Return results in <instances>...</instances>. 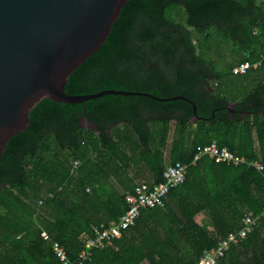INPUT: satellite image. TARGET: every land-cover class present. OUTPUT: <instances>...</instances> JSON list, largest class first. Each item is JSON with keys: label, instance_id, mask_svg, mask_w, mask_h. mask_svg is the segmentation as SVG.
I'll list each match as a JSON object with an SVG mask.
<instances>
[{"label": "trees", "instance_id": "16d2710c", "mask_svg": "<svg viewBox=\"0 0 264 264\" xmlns=\"http://www.w3.org/2000/svg\"><path fill=\"white\" fill-rule=\"evenodd\" d=\"M263 52L264 0H128L101 47L69 75L65 91L184 95L200 118L191 120L184 99L43 98L0 156V264H62L54 243L75 262L95 237L93 228L117 222L128 208L125 193L138 182L163 181L172 123L168 161L187 164L185 181L163 206L142 209L120 237L87 248L82 264H194L235 234L245 214L257 218L252 231L215 264H264V60L245 74L232 71ZM217 53L231 56L235 89L211 90L222 77ZM83 108L88 126L80 122ZM212 140L263 168L207 155L192 164L197 148ZM201 211H208L211 230L198 220Z\"/></svg>", "mask_w": 264, "mask_h": 264}, {"label": "water", "instance_id": "95a60500", "mask_svg": "<svg viewBox=\"0 0 264 264\" xmlns=\"http://www.w3.org/2000/svg\"><path fill=\"white\" fill-rule=\"evenodd\" d=\"M127 1L0 0V156L8 140L25 130L30 110L43 98L72 104L106 94L184 99L192 105L191 120L200 118L195 103L184 95L159 97L122 89L65 91L69 75L101 47ZM226 107L232 110L233 103ZM83 113L80 122L88 126L84 108Z\"/></svg>", "mask_w": 264, "mask_h": 264}, {"label": "built area", "instance_id": "2783aa9c", "mask_svg": "<svg viewBox=\"0 0 264 264\" xmlns=\"http://www.w3.org/2000/svg\"><path fill=\"white\" fill-rule=\"evenodd\" d=\"M264 60V52L261 59L256 62L243 61L233 66L232 71L235 74H245L249 68H257ZM209 156L216 163H224L237 166L246 164L254 166L257 169H262L263 165L259 160H247L244 155H238L227 146H219L215 140L203 146H199L192 157L191 163L194 164L200 157ZM76 164V163H75ZM187 173V164L181 161L167 162L163 171V181L149 185L146 182H138L131 192L125 193V201L128 203V208L120 216L117 222H111L107 227L99 229L94 227L95 237L87 240L86 248L83 249L78 259L75 262H69L62 248L54 243L53 248L62 264H82L83 261L91 254L89 247H103L106 241L120 237L122 231L133 226L136 219L140 215V211L145 208L163 206L167 199L169 191L179 186L185 181ZM256 217L250 214H245L241 220V227L235 234H230L226 238L218 241L216 247L205 249L199 260L194 264H215L217 259L223 256L231 243L246 237L253 229L256 222ZM41 235L46 238L45 231Z\"/></svg>", "mask_w": 264, "mask_h": 264}, {"label": "rangeland", "instance_id": "374dc122", "mask_svg": "<svg viewBox=\"0 0 264 264\" xmlns=\"http://www.w3.org/2000/svg\"><path fill=\"white\" fill-rule=\"evenodd\" d=\"M224 52L227 53V51H224ZM215 60H216L215 61L216 62V68L221 72L222 77L220 78L219 85L214 87V89L211 88V90H214V91L217 90L218 92H222V91H228L231 89H235V85L233 83L232 77L228 73L230 64L232 62L231 56L221 55V54L217 53ZM211 82H213V81H211ZM172 135H173V123L171 124V127H170L168 140H167V149L165 151V159H167V161H168V150H169V147L171 145ZM111 183L114 186H116L119 190H121L120 187L118 186V184L113 179H111ZM207 214H208L207 211H204V216L206 219L205 224H204V228L207 230H211V225L209 223H206L207 221H209V216H207ZM144 264H148V263L144 262Z\"/></svg>", "mask_w": 264, "mask_h": 264}, {"label": "crops", "instance_id": "0c3cea01", "mask_svg": "<svg viewBox=\"0 0 264 264\" xmlns=\"http://www.w3.org/2000/svg\"><path fill=\"white\" fill-rule=\"evenodd\" d=\"M167 162H169V161H167ZM207 213H208V211H207ZM207 216H208V214H207ZM197 218H198L199 221L202 220V221L205 223V220H206V219H205V216H204V211H201V212L198 214V217H197ZM206 223H208V221H207Z\"/></svg>", "mask_w": 264, "mask_h": 264}, {"label": "flooded vegetation", "instance_id": "af4514ba", "mask_svg": "<svg viewBox=\"0 0 264 264\" xmlns=\"http://www.w3.org/2000/svg\"><path fill=\"white\" fill-rule=\"evenodd\" d=\"M234 113H236V112H234Z\"/></svg>", "mask_w": 264, "mask_h": 264}]
</instances>
